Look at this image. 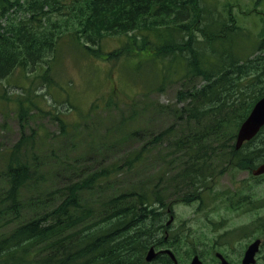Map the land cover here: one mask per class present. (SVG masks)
<instances>
[{
    "label": "trees",
    "instance_id": "trees-1",
    "mask_svg": "<svg viewBox=\"0 0 264 264\" xmlns=\"http://www.w3.org/2000/svg\"><path fill=\"white\" fill-rule=\"evenodd\" d=\"M15 2L19 4V0ZM195 3L25 0L18 7L22 21L0 17V78L12 74L20 60L37 59L46 61L42 77H51L52 66L44 58L48 55L58 61L56 48L65 39L80 53L103 58L121 56L124 64L138 74H151L164 82L180 81L183 86L187 80L199 78L201 82L189 91H177L178 101L182 100L178 111L164 107L166 112L172 110L175 118L153 134L152 142L164 144L158 150L161 158L157 171L164 172V165H169L172 175L164 183L167 194L187 200L200 197L199 191L208 189L228 170L250 171L264 161V128L257 138L238 149L234 147L240 123L264 93V45L257 43L244 55V46L234 40L232 30L219 36L223 21H211V27L210 21H195ZM196 22H201L199 37L191 34ZM121 35L126 38L118 46L110 51L103 49V39ZM24 93L27 98L35 95L30 88ZM30 104L35 102L31 100ZM125 129L120 125L116 131L131 132L130 126ZM26 142L28 137L22 138L16 149ZM171 146L172 153H163ZM139 156L123 164L132 167ZM29 168L15 155L5 167L9 186L0 195V223L9 220L15 224L0 233V264H150L145 254L152 243L161 240L154 231L162 228H150V218L157 214L152 206L162 205L164 187L140 185L132 189L126 202L125 194H120L104 196L107 203L87 205L81 200V192L108 181L122 167L113 163L51 189L40 183H25L33 178ZM111 202L124 203L113 213L88 222L92 216L102 215ZM24 209L30 210L26 216ZM69 230L75 233L65 248L62 242L68 240L62 237ZM47 250L49 256L34 259Z\"/></svg>",
    "mask_w": 264,
    "mask_h": 264
},
{
    "label": "rangeland",
    "instance_id": "rangeland-1",
    "mask_svg": "<svg viewBox=\"0 0 264 264\" xmlns=\"http://www.w3.org/2000/svg\"><path fill=\"white\" fill-rule=\"evenodd\" d=\"M9 2L19 7L25 0H19V4L15 0H0V17L9 21H22L21 13L14 6L8 7ZM196 9L200 21H228L225 25H231L230 16L237 18L234 40L244 46V55L250 52L252 44L260 41L264 45V0H199ZM150 37H153L152 33ZM125 38V35H121L103 39L104 50L118 46ZM56 52L59 55L58 61L48 55L44 59L51 64L62 87L59 83H47L40 77L46 62L42 59L34 64L30 63L24 74L13 72L0 78V195L9 186L5 159L15 155L26 161L34 173L33 178L25 183H40L46 189L77 181L85 176L86 169L95 170L103 164L106 165L102 169L113 163L115 167H122L108 181L97 183L81 192V200L87 205L94 202L107 203L108 199L103 198L104 196L110 198L120 194H125L123 199L126 202L132 189H137L140 185L148 187L157 184L165 188V194L161 196L163 201H167L168 189L164 183L168 182L172 172L167 163L164 165V172L157 171L161 158L157 155L161 153L158 150L164 144L155 145L152 142L155 136L153 134L175 118L172 110L166 112L164 108L175 109L166 105L173 106L174 103L166 101L173 98L175 89L182 88V91L187 92L201 80L193 78L183 86L179 81L176 85L156 92L151 74H138L132 66L124 64L121 56H109L105 59L103 55H83L70 47L67 39L59 44ZM67 78L71 79L74 86H78L74 93L66 96L64 79ZM110 85L113 86V92L116 91L115 88H121L117 92L119 97L110 91ZM154 85L157 87L158 84ZM27 88L35 93L31 99L37 106L28 110L20 121L14 114L15 104L12 99L17 95L27 97L24 93ZM124 92L130 94L129 98ZM67 100L72 102L71 108ZM80 111L85 115L75 126L78 130L72 140L79 151H74L76 154L86 153L89 159H95L86 165L80 164L71 157V153L66 152L70 146L69 133L64 131L61 121L56 117L65 112L63 119L80 120ZM120 121L126 122L132 133H117L111 140L107 139L111 128H116ZM22 133L28 137V142L22 143L19 149L10 151V147ZM173 151L172 146L165 147L163 153L169 155ZM135 155H140L138 161L127 168L128 164H123L124 161L128 163ZM222 188L227 190L224 194H221ZM247 194L252 195V200L250 203H243L241 196ZM216 195L219 197H215ZM199 196V199L188 203H173L171 207L174 220L166 228L163 225H168L166 220L169 219V214L165 206H152L157 214L150 218V228L162 225L161 229L154 231L161 239L157 243L164 242L163 232L169 229L172 244L182 245L176 246V249L183 264H188L190 259L189 257L185 261L187 252L184 246L197 249L196 253L204 257V264H215L214 251L209 248L213 242L221 245L217 250L229 260L235 261L241 259L251 240L255 237L263 238V175L253 177L246 170L230 169L216 180L212 189L199 191ZM230 201L235 205H230ZM124 202H111L102 215L92 216L88 222L113 213ZM209 206L214 208L210 212ZM207 212L208 218H205L204 213ZM29 213V209L23 210L24 216ZM14 224L15 222L2 220L0 233H5ZM74 233V230H69L63 235L62 239L68 240L62 242L64 247L70 244ZM154 233L151 234L152 237H156ZM49 252L50 250L37 253L34 259L42 260L49 256ZM259 255H264V244ZM255 264H264V260L259 258Z\"/></svg>",
    "mask_w": 264,
    "mask_h": 264
},
{
    "label": "water",
    "instance_id": "water-1",
    "mask_svg": "<svg viewBox=\"0 0 264 264\" xmlns=\"http://www.w3.org/2000/svg\"><path fill=\"white\" fill-rule=\"evenodd\" d=\"M264 124V95L258 99L255 104L253 105L251 111L247 115V117L242 121L240 124L238 131L236 133V139H235V148H239L243 142L251 139L256 132L259 130V128ZM264 172V162L258 164L255 168L252 169V174L258 175ZM259 245V239H256L254 242H252L250 245H248L244 257L242 259V264H247L249 262H253V255L254 252L258 249ZM167 253H169L170 257L173 259L174 263L176 264V259L172 252L168 249L165 250ZM154 249L153 247H150L148 250L145 259L147 261L151 260L154 257ZM190 264H201L198 257L195 255ZM221 264H227L226 262H223Z\"/></svg>",
    "mask_w": 264,
    "mask_h": 264
},
{
    "label": "flooded vegetation",
    "instance_id": "flooded-vegetation-1",
    "mask_svg": "<svg viewBox=\"0 0 264 264\" xmlns=\"http://www.w3.org/2000/svg\"><path fill=\"white\" fill-rule=\"evenodd\" d=\"M264 176V173L263 174H261L260 176ZM261 184H263V183H261ZM248 188H250V186H248ZM227 190H226V188H222V190H221V194H224L225 192H226ZM183 193V191H181V193L180 194H182ZM252 195H249V194H247V195H243L242 196V202L243 203H250L251 202V197ZM216 197L218 198L219 196H217L216 195ZM263 201V200H262ZM167 213L169 214V215H171V212L172 211H170V208L168 207L167 208ZM172 217H174V215L172 216ZM168 232H169V229H168V231H165V238L164 239H167L168 238V236H169V234H168ZM258 239H260V242H261V244L260 245H263L264 244V236H263V238H259L258 237ZM173 246H174V244H163V245H160L159 247H161V248H166V247H169L170 249H172L173 251H175L174 249H173ZM176 246H179V247H182V245L181 244H177ZM221 245L218 243V242H213V244H211L210 245V248L212 249V250H216L217 248H219ZM185 247V250L186 251H188V252H195V251H197V249H195V248H192L191 246L189 247V246H184ZM189 255H191V256H193L194 254H191V253H189V254H187V256H189ZM199 256V255H198ZM224 256V255H223ZM200 257V259H201V262H202V264H203V262H204V257L201 255V256H199ZM225 257V259L230 263V264H236L237 262H238V260H235V261H231V260H229L226 256H224ZM154 258L159 262V263H161V262H163L166 258H168V256H167V253H165V252H163V253H161V252H157L156 254H154ZM178 264H180V263H178ZM217 264V263H216Z\"/></svg>",
    "mask_w": 264,
    "mask_h": 264
},
{
    "label": "bare ground",
    "instance_id": "bare-ground-1",
    "mask_svg": "<svg viewBox=\"0 0 264 264\" xmlns=\"http://www.w3.org/2000/svg\"><path fill=\"white\" fill-rule=\"evenodd\" d=\"M150 247H151V245H150ZM150 247L147 249V252H148V250L150 249ZM147 252H146V254H147ZM146 254H145V256H146ZM153 260H154V257H153ZM145 261H146V259H145Z\"/></svg>",
    "mask_w": 264,
    "mask_h": 264
}]
</instances>
